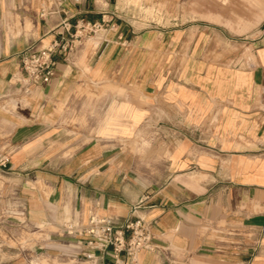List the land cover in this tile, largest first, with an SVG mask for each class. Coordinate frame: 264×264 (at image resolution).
Returning a JSON list of instances; mask_svg holds the SVG:
<instances>
[{"label":"crops","instance_id":"1","mask_svg":"<svg viewBox=\"0 0 264 264\" xmlns=\"http://www.w3.org/2000/svg\"><path fill=\"white\" fill-rule=\"evenodd\" d=\"M247 2L0 0V264H84L63 226L146 197L140 264H264V0ZM80 21L115 26L22 94L20 53Z\"/></svg>","mask_w":264,"mask_h":264},{"label":"built area","instance_id":"2","mask_svg":"<svg viewBox=\"0 0 264 264\" xmlns=\"http://www.w3.org/2000/svg\"><path fill=\"white\" fill-rule=\"evenodd\" d=\"M114 24L109 25L112 29ZM105 21H80L74 31L62 23L55 30L54 39L46 46L30 45L20 53L21 78L19 88L22 94L47 84L54 76L57 57L67 60L83 41L100 34L109 28ZM8 160L0 163L3 171ZM140 200L131 209L130 217L120 222L111 216H102L97 212L89 215L87 224L79 221L68 222L63 226L64 233L74 250V259L84 264H101L111 257L116 264L126 257L130 264H140L139 254L143 250H154L152 225L136 216L143 203Z\"/></svg>","mask_w":264,"mask_h":264},{"label":"rangeland","instance_id":"3","mask_svg":"<svg viewBox=\"0 0 264 264\" xmlns=\"http://www.w3.org/2000/svg\"><path fill=\"white\" fill-rule=\"evenodd\" d=\"M243 1L244 2H242L240 0V3H237V4L229 3V4L225 5V7L223 5V7H224L223 12L228 13V11H229L230 13H233L234 15L246 14L248 12V10L253 6V4H250V3L247 2V1H250V0H243ZM224 22H226V21H223V23ZM244 23L245 24L246 23H248V24L250 23L251 24V23H255V21L254 20H250V21L234 20L235 27H241V26L245 25Z\"/></svg>","mask_w":264,"mask_h":264}]
</instances>
